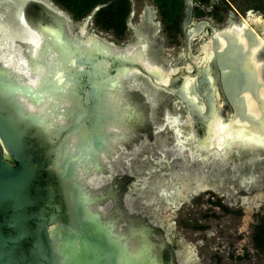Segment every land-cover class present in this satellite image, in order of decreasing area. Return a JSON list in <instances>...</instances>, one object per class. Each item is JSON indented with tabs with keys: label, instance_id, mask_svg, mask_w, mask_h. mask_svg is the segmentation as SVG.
I'll return each mask as SVG.
<instances>
[{
	"label": "water",
	"instance_id": "1",
	"mask_svg": "<svg viewBox=\"0 0 264 264\" xmlns=\"http://www.w3.org/2000/svg\"><path fill=\"white\" fill-rule=\"evenodd\" d=\"M3 2L8 8L18 7L22 11H30L25 21L23 20L25 15L18 21H23L25 27L37 31L43 37L55 35L57 29H62L65 34L68 32L63 29L65 20L68 23L66 15L44 5L42 1ZM183 5L182 28L185 30L192 16V0H183ZM99 9L100 6L95 7L90 14H95ZM88 17L90 18V15ZM10 29L7 24L0 27L2 32L11 33ZM68 33L72 35L71 32ZM87 36L90 35L86 34L85 37ZM186 39L188 41L189 37ZM107 44L111 53L94 59L90 55L82 57L73 50L71 54L76 57L77 71L66 72L63 85H68L74 80L73 72L81 74L88 71L91 62H96L95 64L100 62L105 66L104 71L96 75V79H100L106 72L107 77L114 76L116 72L125 68L127 71L124 75L127 78L121 80L123 90L119 97L121 104L115 105V111L118 117L124 110L130 114L128 105H131L133 109L137 106L141 112L136 108L138 115L133 113L127 116L122 124L124 128V125H127V128L125 130L121 128L122 132H118L120 134L118 136L112 134L116 132L118 126L115 121L116 113L114 116L110 115L107 119L110 120L104 124L105 137L102 132H96L91 143L92 148L82 147L85 141L90 142L92 139L89 134L81 136L75 132L71 121L63 117L61 111L57 115L45 118L56 120L59 115L63 121L61 125L57 124L49 134L41 130L35 125L34 112L27 113L20 101L10 99L11 94L16 93L26 97L33 105L35 99L29 97L36 95L38 89L15 84L6 76L0 78V264H96L98 261L104 264L108 254L111 261L109 264H157L158 259L160 260L158 264H179L177 257L170 251L162 228L145 216L138 205H132L133 209L124 206L121 191L126 190L125 173L122 171L117 174L112 167L110 168L114 175L109 176L106 173V167L109 165L105 161L114 159V154L120 155L123 151L130 156L138 151L140 145L144 148L145 143L151 145L156 142L154 140L156 129L155 131L152 129L148 120L151 116V106L141 103L139 98L145 92L143 88L148 87L147 77L155 78L152 81L156 91L172 93L191 118L190 130L193 140L190 139V135L183 136L178 142L179 145L171 147V150L177 149L178 153L181 152L183 155L186 150L189 152L193 149L189 152L191 158H194L196 153L204 158L215 153L222 161L230 159L244 161L246 157L254 155L257 158L264 153V141L257 142L253 137H249L250 141H243L246 135L235 136L232 143L226 142L221 146L223 149L218 147L217 143L216 148L213 144L206 152L197 150L196 145L200 147L214 142H211L209 135L203 133L204 128H207L206 124L212 127L215 116L214 88L205 66L199 68L194 65L193 73L180 69L178 74H169L167 86L163 87L156 84L161 77L156 69L150 71L147 69L148 65H143L144 63H140L134 57L128 59L125 57L128 55L125 51L128 47L120 49L111 43ZM42 46L44 42L38 51L36 50L38 55L35 57L25 49L18 51L29 72L34 73V64L37 63L47 67L45 60L37 58L45 51ZM225 49L223 53L217 55L216 61L221 70L223 93L231 109L230 129L235 132L241 130V126H245L240 124L249 125L252 119L247 116L241 117L239 112L242 108L244 113H249L246 108V94L257 101L258 92L264 87V65L260 69V74L257 73L256 68L251 66L252 55H241V46L235 44L232 39L227 41ZM243 66L247 70H237V67L241 69ZM46 77L45 75L43 78ZM186 78H195V90L204 109L186 93ZM49 84L48 80H42L38 88L40 91H56ZM84 85L78 86L77 91L82 88L78 93L88 99L86 92L92 86ZM70 92L74 93L71 89ZM73 101L69 100V103L72 104ZM173 109L175 112L176 107ZM140 116L146 118L145 123L139 121ZM132 120L135 122L131 125ZM251 126L252 123L249 127ZM108 136H112L109 143ZM193 141L196 142L195 149L192 148ZM173 157L177 158V155ZM125 162L127 164L129 161ZM206 162L210 161L207 159ZM75 170H78L77 174ZM89 175L93 176L90 181L94 183L96 179L103 180L102 176L107 175L101 193H97L89 184L90 181H86ZM154 175H158V172ZM108 202L111 207L107 206Z\"/></svg>",
	"mask_w": 264,
	"mask_h": 264
},
{
	"label": "rangeland",
	"instance_id": "2",
	"mask_svg": "<svg viewBox=\"0 0 264 264\" xmlns=\"http://www.w3.org/2000/svg\"><path fill=\"white\" fill-rule=\"evenodd\" d=\"M42 1L66 15L71 34L82 35L85 32L92 36H98L103 41L118 48L124 47L126 44H135L130 29L126 33H116L117 35H115L110 31L97 28L94 23V14H89L90 18L75 20L70 13L58 6L53 0ZM236 3L240 7L243 6L240 0H236ZM132 4L133 15L128 20V23L132 25L137 24L141 19L143 4L156 10V4L152 0L133 1ZM1 7L2 5L0 9ZM229 15L231 14L229 13ZM234 19H236L238 25L243 21L239 16L234 17ZM243 19L246 21L245 17ZM246 23L249 24L247 21ZM59 34L62 35L61 32ZM164 35L165 33L160 36L164 37ZM141 38L144 40L143 37ZM74 52L79 54L80 51L77 49ZM165 53L167 52L161 48L160 53L149 52L148 58L164 69L184 63L180 58H171ZM259 58L261 61L264 60V49L260 52ZM88 68L89 70L85 73L73 72L72 74L75 75L74 80L68 83L73 92L77 91L78 86L82 87V85L85 86L84 84H90L92 88L86 92L88 99L78 93L82 88L77 93L70 92L69 97L71 95L72 98L68 99L75 101L72 104L70 103L71 106L69 105L61 111L63 112L62 116L71 121L70 124L75 128V132L81 136L89 134L92 140L90 142L85 141L82 146L86 149L92 148L91 143H93L96 132H102L105 137L106 130L103 122L110 120H107L110 117V108H113V112L115 111L114 105H111L110 96L108 97L107 93L104 94L102 87H98L94 73V62H91ZM237 70L247 69L243 66L241 69L237 67ZM73 71H77V69ZM104 79L109 80L107 72L101 75L100 80ZM49 85L54 88L52 83ZM143 90L146 94H144V98L141 95L139 98L141 103L151 106L152 113L148 119L150 124L153 118L154 121H158L156 116H161L160 112L162 110H166L168 115L175 116L171 112L170 96L161 91H156L150 85L144 87ZM67 103H69V100ZM160 103L161 105H159ZM261 110L259 118H255L250 113H244L242 108L239 112L241 117L252 118L250 121L248 120L249 125L252 123L251 128L263 132L261 135L253 134L255 136L253 138L257 142L264 141V111ZM178 114L182 119L183 112L178 110ZM185 126L182 124L181 128L185 129ZM205 126L207 128H204L203 133L212 136L213 128L209 124ZM221 146L218 144V147L222 148ZM149 148L154 154L152 157L155 158L156 155H159L158 148L154 144H151ZM246 158L243 169L236 170L235 164L237 166L240 164L238 160L222 161L215 153L205 158L196 153L194 158H191L190 153L186 151L184 164L181 162L180 166H185V163L189 166L196 165L204 169L203 172L207 169L210 174L215 173L216 176H218L220 169H224L222 177L217 178L218 180H211L209 175L205 176L201 171L187 175L184 173L179 176L180 180L167 177L169 182L166 185L159 183L158 179L162 178L160 173L154 175L151 172L150 165L152 162L150 158L141 161L140 155L132 154V156H129L122 151L119 157L105 162L109 165L106 167L107 175H114L110 167L114 171H117L119 167H123L122 169H124L127 176L126 179H129V174L125 170V160L131 162L130 167L133 170L131 175L139 179L135 183L131 182V179L130 182L126 181V190L122 189L121 191L124 196V206L127 209H133L134 205H138L145 216L162 228L165 239L170 246V251L177 257L179 264H264V252L259 251L254 240L257 227L264 220V153L257 158L254 155ZM207 159L210 162H206ZM107 175L102 176L104 177L103 181H107L105 179ZM202 175L203 179L210 180L207 182L209 188L205 191L195 192L190 185H192L194 177L202 178ZM130 199H133V201H130ZM107 206L111 207L112 205L108 202ZM122 252L125 253L124 250ZM109 257L110 254L107 255L108 259L104 264L111 262ZM96 264H100V262L98 261Z\"/></svg>",
	"mask_w": 264,
	"mask_h": 264
},
{
	"label": "bare ground",
	"instance_id": "3",
	"mask_svg": "<svg viewBox=\"0 0 264 264\" xmlns=\"http://www.w3.org/2000/svg\"><path fill=\"white\" fill-rule=\"evenodd\" d=\"M42 1V0H39ZM43 2V1H42ZM44 5H48L45 4V2L43 3ZM1 6V5H0ZM49 7V5H48ZM51 9V8H50ZM13 13L10 14L9 18H8V22L6 21V17L5 19H3V24H7L11 29V33H9V31H4L3 35L0 38V78L3 76L8 77L9 79H11L15 84L18 85H23V86H27L30 89H38L36 92V95H33L32 98L29 97V99H35V101H33V105L30 103L29 100L26 99V97L22 96V95H18L15 93L11 94L10 99L12 100H16V101H20L21 105H23L25 107V110L27 111V113L30 112H34V115L36 117V123L35 125L38 126L41 130H43L45 133L49 134V132H53V129H55L56 125L58 124H62L63 121L61 120V117H59L58 115V119L53 120V119H45L48 118V116H52V115H57L59 114L60 111H62V109L69 107L70 103H67V100H70L72 97H69V93H70V89L68 87V85H63L64 83V74L66 72H72V70L75 69V60L76 57L72 56V51L77 50L80 51L79 54L80 56H88L90 55L92 59L97 58L100 55H107L108 51L109 53H111V49L108 47L109 45L104 41L98 39L96 36H81L80 35H70L68 32H70V28H69V24L67 23V21L65 20V28L63 27L64 24L62 23V27L64 30L68 31L66 34L64 33V31L62 29L58 30L55 32V35H45L44 37L41 36L37 31L33 30V29H28L27 27H25L23 22H20L16 19H14V17H12ZM61 28V27H60ZM63 31V32H62ZM54 32V30L52 31ZM61 32V36L60 33ZM238 33V32H237ZM3 37H5L3 39ZM20 40V41H24L21 43H15L14 40ZM258 41V38H256ZM240 42L242 43V45L244 46L243 48H245L246 43H245V39L243 38V36L239 37ZM260 41V39H259ZM42 42H44V46H42L43 48H45L43 55L38 56V60H45L47 63V67L45 65H42L40 63L34 64L35 65V71L34 73L31 71L29 72L28 69L25 67L24 62L22 60V58L19 55V50L25 49L26 52L30 53V55H32V57H35L36 55H38V52H36V50L41 46ZM52 42H54L52 44ZM142 43L143 41L139 40L137 41V43L134 46H129L128 48L125 49L126 53H128V55H126L125 57L128 59V57H134L135 60H139L140 63H144L143 65H148L147 69H150V71H158L160 74V80L156 81V84L166 87L167 86V82L169 79V74H176L178 69H172L168 72H166V69L159 67V65H156L155 62H152V60H150L148 58V52H146V49L144 47V49L142 48ZM55 44V45H54ZM221 44H223V42L221 41ZM221 45V46H222ZM56 50H55V47ZM209 48L208 45L203 47V56L201 58L198 59L199 63H201V65L203 63L210 61L212 54H210V52L207 50ZM59 49V50H58ZM42 50V49H41ZM107 50V51H106ZM140 50V51H139ZM38 51V50H37ZM43 51V50H42ZM40 51V53L42 52ZM253 52V54L256 52L255 48H252L251 50ZM36 52V53H35ZM62 53V54H60ZM121 53V52H119ZM124 53V54H126ZM59 54L61 56H59ZM123 54V53H122ZM123 54V55H124ZM109 55V54H108ZM138 62V61H137ZM96 63V62H95ZM95 68H94V73L95 75L97 74H101L102 71H104L105 66H103V64H101L100 62L95 64ZM213 65V64H211ZM261 64L255 63V68L257 73L259 71L258 66ZM212 72H213V76L211 77V81L213 82V88H214V100H215V116H214V121L212 124V136H210L211 142L213 143H209L206 146H198L196 145V142L193 141V147L196 145L197 150L201 151L203 150V152H206L208 149H210L211 146H213L216 148L217 143L220 145H224L226 142H230L234 140L235 136L238 135H246L247 137L245 139H243V141H250L248 139H251L249 137H255L254 135H261L263 134L262 131H258L257 129L254 130L253 128L249 127V125L247 124H240V125H245V126H241V130H236L235 132L231 131V118H230V114L231 112L226 108L225 106V102L222 100V96H221V91L217 86V73L215 72L214 68H211ZM126 69H122L118 72L115 73V75L108 77L109 80H100L99 78H97V82H98V87H102V90L104 92V94L107 93V96H110V101L112 102L111 105L113 107H115V105L121 104V99H119V97H121L122 95V85H121V80H123L125 78L126 74ZM47 76L46 79L43 78L44 76ZM158 75V74H157ZM259 76V75H258ZM146 77V76H145ZM41 78V80H40ZM127 78V77H126ZM125 78V79H126ZM131 78V77H130ZM148 78V82H150L153 86V81L154 79H150ZM260 79V76L258 77ZM42 80H48L50 83H52L54 85V90L56 91H43V90H39V84ZM40 81V82H39ZM126 81V80H125ZM43 83V82H42ZM165 90V89H163ZM185 91L188 94V96L190 98H192L194 101L199 102V96L196 93V90L194 88V79H190V78H186V83H185ZM165 92V91H164ZM167 93V92H166ZM169 95H172V93H168ZM21 98V99H20ZM70 98V99H68ZM257 101L256 99H254L253 97H251V95L246 94L245 95V101H246V108H247V112H249L250 114H252L255 118H259L262 110L264 111V87L259 90L258 95H257ZM105 102V100H104ZM202 106V108L204 109L203 104L201 103V100L199 102ZM71 106V105H70ZM128 108L130 112V114L132 115L133 113L138 115L136 113V108L137 106L133 109V107L131 105H128ZM113 108H110L109 112L110 115L114 116V112L112 110ZM140 109V108H139ZM183 112L184 114V119H185V129H183L184 133L186 134L185 137H188L190 135V139L193 140V135L191 133L190 130V125H191V118L189 113L183 108ZM137 111L141 112L140 110ZM129 112L126 110L121 111L119 113V117L118 114L116 112V117H115V121L116 123H118L117 126V130L119 129V131H117L115 129L116 132H112V134L118 136L120 135L118 132H122L121 128L123 127V123L124 120L127 118L128 115H130ZM44 118V119H42ZM137 121V120H136ZM139 121H142L145 123L146 118H143V116H140ZM134 120H132L131 125L134 124ZM235 123L238 121H234ZM107 121L103 124H106ZM239 123V122H238ZM53 124L55 126H53ZM170 124V123H168ZM171 124H176L175 120H172ZM125 128H127V125H124ZM124 128V130H125ZM112 131V130H110ZM114 131V130H113ZM246 132H248L247 134H245ZM252 132V133H251ZM110 132H108L109 134ZM254 134V135H253ZM171 136V135H169ZM112 136H108V143L110 141H112ZM197 137V136H196ZM194 137V138H196ZM264 137V135H263ZM264 139V138H263ZM73 143V140L71 141ZM165 143V147L166 146V141L162 142V144ZM146 146V145H145ZM150 145L147 146L148 149ZM158 147V146H157ZM159 149V147H158ZM168 152H163L161 156L157 155L155 158L152 157L154 156L153 153L150 154V161L153 162L155 160L153 159H159L163 160V162H158L159 164V169H163V167L166 166V163L171 162L170 164V169L167 170L165 169L164 174L162 173V178L158 179L159 183H161L162 185H166L167 182H169L167 180V177L172 178L174 177L177 180L179 179V176L182 174H191V173H196V172H203L204 169H201V167H198L196 165L193 166H189L185 163V166H177V168L173 167V165H176L178 161L176 162H172V160H176L173 156L176 154L177 158H179V161L181 159V161L184 163L185 161V155L186 152L182 153L179 152L177 149H169V147L166 148ZM195 149V148H194ZM150 151V150H149ZM116 153V152H115ZM159 154V153H158ZM179 156V157H178ZM114 158L119 157V154H114L113 156ZM191 157V156H190ZM194 163V162H193ZM79 167V166H77ZM76 169V168H75ZM78 169V168H77ZM161 169V170H162ZM195 170V171H193ZM220 171V170H219ZM78 170H75V173L77 174ZM218 176L215 175V173L210 174V171H208L207 169H205V171L203 172V175L208 176L211 180H218L220 177H222L223 173H224V169L221 170V172H218ZM203 175L202 178L200 177H194L193 178V183H191L192 185H190L192 187V190L195 192L198 191H205L208 190V186H207V179H203ZM88 176V175H87ZM92 175H89V177H86V181H90V179L92 178ZM173 178V179H174ZM218 178V179H217ZM94 189H96L97 193H101V190L103 189V186L105 184V182H103L102 179H96V183L91 182L89 183ZM174 186V185H173ZM172 186V187H173ZM163 194V193H162ZM119 224V223H118ZM112 228V227H111ZM119 229V228H118ZM115 229V230H118ZM158 258H160L158 256ZM158 262H160V260H157ZM157 262V264H158Z\"/></svg>",
	"mask_w": 264,
	"mask_h": 264
},
{
	"label": "flooded vegetation",
	"instance_id": "4",
	"mask_svg": "<svg viewBox=\"0 0 264 264\" xmlns=\"http://www.w3.org/2000/svg\"><path fill=\"white\" fill-rule=\"evenodd\" d=\"M3 1L5 0H0V5H2L0 9V27L3 24L2 23L3 19H5L6 17V21H7L11 13H13L12 17H14V19L16 20H22L23 15H25L23 16L24 17L23 20L25 18L27 19V16L29 17L30 11L29 12L27 10L22 11L18 7H14L12 9L11 7L9 8L6 7L8 8V10H6ZM133 1L144 2L147 0H129L130 11L125 19L126 28L124 30V33L132 30V37L135 40L134 41L135 44L137 43L136 41L139 40L143 41L142 48L144 49L145 47L146 52L148 53L149 52L160 53V50L162 48L167 52L165 54L169 55V57L177 58V59L180 58L181 60L184 61L183 64L179 63L178 65L167 68L166 72L168 73L172 69H178L176 74L179 73L180 69L188 70L190 73H193L194 65H196L199 68L205 66L208 69L209 76L211 78L213 76L212 75L213 72L211 68H214L215 72L217 73V77H218L217 86L221 91L222 100L225 102L226 108L231 110L229 103L226 100L225 95L223 93L222 84L220 80L221 70L217 65L216 58L218 54L220 55L221 53H223L224 50H226L225 48L227 46V41L232 39L235 42V44L241 46V52H240L241 55L242 54L252 55L251 66L255 67V63L261 64L258 66L260 71L262 65H264V60L261 61V59L259 58L260 52L264 49V0H240L241 5H243L241 7L237 5L236 0H192V16L185 30H183L182 28V18L184 14L183 0H182V9H181L180 17L177 20V22L171 19V12L173 8H170L169 6H164L163 9H161L157 5V3L154 0H152L156 4V10H154L152 7L148 5L143 4V6L141 7V10L143 9L142 12L143 15L139 20V22L137 24L135 23V25L128 23L129 17L133 15V11H132ZM229 13L231 15H229ZM237 16L241 17V19L243 20L240 23V25L236 24V19H234V17ZM243 17L246 18V21L249 24L246 23ZM85 18H87V16ZM96 27L99 28L98 26ZM109 31L117 35L114 30H109ZM3 33L4 31L2 32L0 30V38L3 35ZM164 33H165L164 37H161L160 35ZM86 34L87 33L84 32V34L82 35L79 34V35L81 37V36H86ZM187 36L189 37L188 41L186 39ZM240 36L241 37L243 36V38L245 39V43H246L245 48H243L244 46L239 40ZM141 37H143L144 40ZM4 38L5 37H3V39ZM256 38H258V41ZM221 41L223 42L224 45L221 44ZM135 44H126L124 47L134 46ZM206 45L209 46L207 50L210 52V54H212V57L210 61L207 62L206 60V62L201 65L198 59L203 56V47ZM122 48L123 47H120V49ZM252 48L256 49V52L254 54L251 51ZM192 79H194V88H195V78ZM146 81L148 85L153 87V85L150 82H148V80ZM212 86H213V82H212ZM163 93L170 96L171 112L175 116L168 115L166 113V110H162L160 112L161 116L158 115L156 116V119L158 121L156 120L154 121V118L152 120L151 127L154 131L156 129V131L154 132V140H156V142H154V145L156 147L157 146L159 147L157 151L159 153V156H161L163 152L164 153L168 152L166 149L167 147L171 149V147H174L176 145L178 146L179 145L178 142H180L179 140L182 139L183 136H185V133L181 128V125L185 124V119H184L185 113L183 112L184 111L183 105L175 96L169 95L166 92ZM144 94L146 93L144 92ZM144 94H142L143 95L142 98H144L145 96ZM159 105H161V103ZM174 107H176L175 112L173 109ZM178 110H181L183 112L182 119L178 114ZM172 120H175L176 124H171ZM165 141L167 147H165V143L162 144V142ZM145 145L144 148L140 145L138 151L134 153V155L137 156L140 155L141 161H144L147 158H151L150 154L152 152L149 151V149L147 148L148 143H145ZM192 150L193 149H191V151ZM130 156H132V154ZM175 159L176 160H172V162H176V161L178 162L176 165H173V167L177 168V166H180V163L182 161L181 159L179 161V158H175ZM153 160L155 161H153L152 164L150 165L151 167L150 170L153 174L155 172H158L162 175V173L164 174L165 169L169 170L171 167L170 166L171 162H168L166 163V166L163 167V169L161 168L162 169L161 170L158 168L159 167L158 162L159 163L163 162V160L160 161L158 159H153ZM130 163H131L130 161L127 162L125 167L126 172L129 174V179H126L127 176L126 173L124 172V169H122L123 167H120L117 171L115 170V173L117 172V174H119L123 171L125 173L124 175L125 180L129 182V180L131 179V182L135 183L139 178H136L131 175V172L133 170L130 167ZM238 163L240 164L238 166L235 164V169L236 170L240 168L243 169V165L245 164L244 161L238 160ZM221 170L222 169H220L219 172H221Z\"/></svg>",
	"mask_w": 264,
	"mask_h": 264
},
{
	"label": "trees",
	"instance_id": "5",
	"mask_svg": "<svg viewBox=\"0 0 264 264\" xmlns=\"http://www.w3.org/2000/svg\"><path fill=\"white\" fill-rule=\"evenodd\" d=\"M58 6L66 10L75 20L88 16L97 6L100 9L94 14V23L100 29L114 30L117 34L124 33L125 19L130 11L129 0H53ZM163 9L169 6L172 9L171 19L177 22L182 9V0H154ZM257 248L264 252V220L257 227L254 237Z\"/></svg>",
	"mask_w": 264,
	"mask_h": 264
}]
</instances>
